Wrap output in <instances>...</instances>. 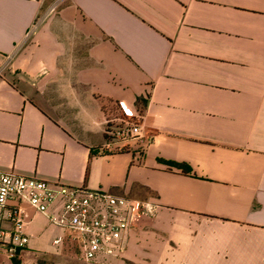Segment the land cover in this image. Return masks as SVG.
I'll use <instances>...</instances> for the list:
<instances>
[{"label":"crops","instance_id":"crops-1","mask_svg":"<svg viewBox=\"0 0 264 264\" xmlns=\"http://www.w3.org/2000/svg\"><path fill=\"white\" fill-rule=\"evenodd\" d=\"M0 170L156 202L115 264H264V0H0Z\"/></svg>","mask_w":264,"mask_h":264},{"label":"built area","instance_id":"built-area-1","mask_svg":"<svg viewBox=\"0 0 264 264\" xmlns=\"http://www.w3.org/2000/svg\"><path fill=\"white\" fill-rule=\"evenodd\" d=\"M134 116H140L138 110ZM106 123L110 140L125 142L142 133L141 125L125 108L108 117ZM30 209L63 231L53 238L54 245L72 242L83 260L97 261L123 258L126 237L135 220L153 214L157 204L101 188L92 190L0 170V248L8 257L29 244Z\"/></svg>","mask_w":264,"mask_h":264},{"label":"rangeland","instance_id":"rangeland-1","mask_svg":"<svg viewBox=\"0 0 264 264\" xmlns=\"http://www.w3.org/2000/svg\"><path fill=\"white\" fill-rule=\"evenodd\" d=\"M29 228L32 233V238L29 241L30 246L53 249L54 244H52L51 238L59 230L48 223L46 216L40 214ZM7 260L10 264H115L116 262L114 257L97 261L83 260L72 243L54 251H37L26 247Z\"/></svg>","mask_w":264,"mask_h":264},{"label":"trees","instance_id":"trees-1","mask_svg":"<svg viewBox=\"0 0 264 264\" xmlns=\"http://www.w3.org/2000/svg\"><path fill=\"white\" fill-rule=\"evenodd\" d=\"M135 103H136L135 104L136 105V109L138 110V112L140 113V115H143L144 106L146 104V99H144V98H142V97L139 96V97L136 98V102ZM68 243H72V242H68L67 241L65 245H67ZM72 244H74V243H72ZM74 246H75V248L77 250V247H76L75 244H74ZM77 252H78V250H77Z\"/></svg>","mask_w":264,"mask_h":264}]
</instances>
